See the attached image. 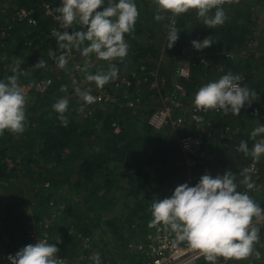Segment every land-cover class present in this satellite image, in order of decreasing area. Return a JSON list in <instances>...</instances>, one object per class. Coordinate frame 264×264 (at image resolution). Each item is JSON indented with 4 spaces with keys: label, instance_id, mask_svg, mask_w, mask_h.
<instances>
[{
    "label": "trees",
    "instance_id": "obj_1",
    "mask_svg": "<svg viewBox=\"0 0 264 264\" xmlns=\"http://www.w3.org/2000/svg\"><path fill=\"white\" fill-rule=\"evenodd\" d=\"M9 1L11 6L0 8V80L17 74L22 86H31L38 80L52 77L47 91L30 92L33 101L27 106L26 131L15 135L5 130L0 135V183L7 182V187L14 190L12 185L19 174L29 183L26 194L31 202L29 219H23L26 209L17 211L14 224L10 223L8 213L1 214L0 252L14 256L31 242L24 223L34 219L38 234H48L47 241L59 248L58 258L76 260L84 257L87 261V257L98 252L101 264H116L118 258L112 248L128 249L131 243L138 241L137 237L143 241L145 235L159 229V226L148 227L151 220L149 205L153 200L170 197L178 180L184 179L187 183L189 178L197 184L204 172L211 169L217 170L213 177L223 175L226 171L223 158L231 157L230 172L237 176L238 191L247 192V187L239 183L243 178L240 172L251 164L258 169L257 182H264V155L256 162L251 156L237 151L241 141H247L249 149L255 143L250 138L251 133L245 131L244 118L251 111L250 104L243 107L239 115L223 111L208 115L201 130L193 132V135L202 134L201 148L196 155H183L178 140L168 130L157 131L148 125L155 107L148 104L151 97H169L183 103L181 93L175 91L172 83H167L168 90L150 89L151 74L157 70L156 61L163 55L162 51L168 58L178 56L195 36L198 41L211 36L213 44L193 53L196 55L189 61V78L179 79L187 97L185 100L210 82V77L213 78L221 68L218 75L239 72L241 86H247L264 97V51L256 54L258 50L253 48L254 43L264 44V37L261 38L259 32L256 34L260 19L256 10L261 8L259 11H264V0H224L222 7L227 20L211 29L203 24V18L196 16L195 10L181 14L176 24L180 30L179 39L170 49L166 47L167 42L162 46V40L167 37L168 21L154 20V0H134L139 17L134 33L125 35L128 55L123 62H108L117 67L126 65L127 79L132 84L127 89H114L112 83L99 88L112 95L114 101L87 105L85 111L88 110L89 115L82 120L77 119L82 114L77 111L80 107L78 97L69 98L74 92L72 80L81 84L86 74L103 70L102 61L92 56L88 73L76 70L75 66H82L83 61L79 52L73 49L74 57L69 56L67 67L59 69L48 52L52 49L59 54L60 51L51 30L59 29L54 9L61 0ZM22 10L29 14L17 21ZM79 29V25H73L68 31ZM232 51L240 55L237 61L228 59L227 54ZM199 54L207 55L211 61L207 69L199 66ZM40 59L46 62V67L33 69ZM168 65L169 82L175 78L178 66L175 59ZM37 70H40L39 75ZM24 72L27 75L21 74ZM62 85L67 86L66 93L60 92ZM65 96L69 99L65 113L69 121L67 127L61 125L52 108L57 99ZM131 103L132 107L129 106ZM184 129L180 134L190 136ZM261 138L264 134L256 139ZM202 152L207 156L203 162L198 160ZM189 157L197 159L192 167L187 168ZM7 161L13 163L12 168L8 167ZM206 164L210 165L209 168ZM252 178L250 176V181ZM187 184L190 186L191 183ZM192 186L195 185L192 183ZM23 190L22 183L15 187L9 212L21 203ZM247 193L264 208V190ZM119 207L123 212L116 214ZM52 212L53 221L42 222ZM46 223L44 229L42 226ZM122 258L117 264H146L142 263L138 251L125 252ZM203 261L205 258L196 263Z\"/></svg>",
    "mask_w": 264,
    "mask_h": 264
},
{
    "label": "clouds",
    "instance_id": "obj_2",
    "mask_svg": "<svg viewBox=\"0 0 264 264\" xmlns=\"http://www.w3.org/2000/svg\"><path fill=\"white\" fill-rule=\"evenodd\" d=\"M223 2L224 0H154V20L168 21L166 47L172 48L179 39L177 19L190 10H195L196 16L203 18V24L209 29L223 25L227 20ZM54 12L59 29L53 28L51 34L60 51L57 54V51L50 49L48 55L59 69L67 67L69 53L73 49L82 58V66L77 67L84 73H88L91 67L92 56L107 62H123L127 57L129 45L125 35L134 33L139 17L134 0H107V3L105 0H61ZM73 25H79L80 29L67 31ZM212 44L211 36L191 42L197 51ZM45 67L46 62L40 59L33 69ZM13 72H16L15 68ZM118 72L116 64L108 63L107 70L86 74L84 80L94 82L99 89L117 78ZM21 74L27 75V72ZM241 79L240 75L229 71L217 80L202 85L193 96L194 107L197 110H221L225 114L239 115L241 109L257 96L254 90L241 86ZM72 84L80 102L77 111L83 113L87 105L94 103L95 97L90 90L82 89L75 79ZM59 90L66 93L68 88L62 85ZM28 102L29 98L25 86L19 82V75L13 74L6 80H0V135L5 130L15 135L26 131ZM68 106L67 96L57 99L52 105L64 127L69 122L65 115ZM260 134H264V125L255 127L251 132L250 138L255 141L251 149L247 141H241L237 151L258 162L264 155V138L256 139ZM250 172L249 168L240 172L243 179L239 183L248 189L254 186L250 182ZM148 211L151 214L148 227L159 226V230L174 234L176 241L186 242L189 247L198 250L210 264H218L220 257L225 261L260 257V253L255 250V245L260 240V228L253 218L264 221V208L246 191H238L237 176L230 171L215 177L205 173L195 186L180 184L170 197L153 200ZM58 252L59 248L55 244L40 238L35 244L24 246L7 259L9 264H67L64 259L57 258ZM90 259L94 264H101L98 252L93 253Z\"/></svg>",
    "mask_w": 264,
    "mask_h": 264
},
{
    "label": "rangeland",
    "instance_id": "obj_3",
    "mask_svg": "<svg viewBox=\"0 0 264 264\" xmlns=\"http://www.w3.org/2000/svg\"><path fill=\"white\" fill-rule=\"evenodd\" d=\"M11 5L12 4H11V2L9 0H3L0 3V8L1 7L7 8V7L11 6ZM260 9L261 8H258V10H256V13L260 16L259 24H258L257 29H256V34L259 32V35L261 34L260 36L262 38V37H264V11H259ZM198 40H199L198 36L192 37L190 39V42H188L185 45V47L183 48V50L181 51V53L178 56H176V57H170V58H168L166 55H164V51H162L161 54L163 53V55L159 56L158 60L156 61L157 70L153 71L152 74H154V76L151 74V77L153 78V80L151 81L150 89L166 90L168 88L167 83H169V84L172 83L173 88H174V85H179L182 88V92H179V91H177V92L181 93L180 99L182 100V102L184 104L181 103V102H177L179 104L180 108L175 111V115H177V116L178 115H184L186 117V119H188L187 118V114H185L184 112L185 111H188V109H190L192 106H194L193 103H192L193 95L189 99L185 100L187 97L184 96V89H183V86L180 84L179 79L187 80L189 78V76H190L189 61H190V59L192 57H194L196 55V54H193V53L195 51H197V50H195L192 47L191 42L192 41H198ZM166 42H167V39L165 37L162 40V46H164V44ZM260 44H259V42L253 44V48H255V50H258V51H256V54H259V53H261V51H264V44L262 46H260ZM69 56L70 57H72V56L74 57V55L72 54V52L69 53ZM197 57H199V59H200L199 66L201 68L207 69L210 66V62L211 61L209 60V58H208L207 55L199 54ZM227 57L231 61H237V59L240 58V55H238V54H236V52H233L232 51V52H228ZM172 59H175V65H177V66L180 64V62L182 64V61H184V60L187 62V64H188V74H189V76L187 78H181L179 76V66H178V71H177V74H176L175 78H173L172 80H169V82H168V79L170 78V73H169V69H168L169 68L168 62L169 61H172ZM102 63H103V70H107L108 62L107 61H102ZM76 64H79V63L76 62ZM117 68L119 69L118 77L115 78V79H113V80H111L109 83L114 84L116 81H120V80H123V79H127V75L129 73L128 67L126 65H120V67H117ZM75 69L76 70L79 69L77 67V65L75 66ZM221 69H218L217 73L219 71L221 72ZM161 72H163V73H161ZM36 73H37V75H39L40 70H37ZM217 73H214V76H212L213 78L210 77V79H209L210 82L211 81H214V80H217L219 77H221L223 75L222 73L219 74V75ZM233 74L234 75H240L241 76V74H239V72L238 73L237 72H233ZM251 74L254 75V73H251ZM51 77H52V75L50 77L46 78V79H50L51 80ZM37 79H39L38 76H37ZM79 85L81 86L82 89H88V90H90L91 95L96 94V93H98L100 91H102V93H105L106 95H109L108 92H106L105 90L97 89V87L95 86L94 83H90V82L86 83V81L83 80V82L81 84H79ZM28 87H29V89H31L32 88V85L31 86H28ZM73 87H74V85H73ZM73 87L71 89L74 90ZM25 89H26V87H25ZM31 91L32 90H26V94H27V96L29 98V102H28V105L27 106H29L31 104V102L33 101V98H32L31 93H30ZM73 97H76L75 92H73V94L69 98H73ZM170 100L171 99L169 97L167 99L166 98H158L157 99L155 97H151L150 98V101H148V104L155 106V107L152 108L154 110V112H155V111H158V110L167 108L168 105H169V103H170ZM92 105H101V104H92ZM250 105H251V107L258 106L260 108V110H261V113H262V117H260V118H254L250 114H247L246 117L244 118V120L246 122L245 131L251 133L254 130L255 127H257V126L260 125V123H264V97L262 98V95H260V94L257 95L250 102ZM86 115H89L88 110L84 111L80 115V117H78L77 119L78 120H82L83 117L86 116ZM202 124L203 123H201V124L190 123L188 120H186V125L184 127H181V128H172L170 125H166V126L164 125L163 128H161L159 131H162L164 129L165 130H168L169 133H171L174 137H176L177 140H179V138L182 136L180 134V131L185 128L186 130H188V133H189L190 136L198 137V138L200 137V139L202 140V138H201L202 137L201 132L200 133H197V134L194 133V135H193V132L194 131H197L198 132L199 130H201ZM192 126L196 127V129L194 130L193 129L194 127H192ZM185 136H188V135H185ZM178 148H179V145H178ZM227 153H229V152H227ZM206 157L207 156H206L205 152H202V154H200V159H198V160L201 161V162L206 161ZM195 159H197V158L196 157H189V158H187V160H186L187 168L188 167H192L194 165ZM223 159L226 162V171H230L231 168H232L231 167V163L233 162L231 160V157L229 159H227V160H225L226 158H223ZM7 162H8V167L12 168L13 167V163L10 162V161H7ZM209 166H210L209 164H206V167L209 168ZM249 169H251V172L249 173V175L254 177V178H252V181H250V182L254 186H253L252 189H248L247 188L246 189L247 192L255 193V192H260V191L264 190V182H262V183H258L257 182V179H258V169H257V167L254 164H251L249 166ZM19 172H22V170H20ZM204 173H208L211 176H213V175L217 174V170L211 169L208 172H204ZM17 175H18L17 176L18 178H17V180H15L13 182L14 184L12 185V188L14 190L9 189V186L7 187V182H1L0 183V184H2L1 187H0V220H1V214H3L5 216L8 213L9 216H10L9 217V221H10L11 224H14L15 223L16 213L20 209H24V210L26 209V211L24 212L23 219H29L28 216L29 215L31 216V212H30V204H31V202L28 201L29 200V196L26 194V191H28V188H30L28 186L29 183L27 181H23L22 178H21V176L19 174H17ZM187 181L189 183H191L190 186H192V183L195 185V183L192 182V180H189V178H187ZM21 183H22V187L24 189L23 190V193H22V196H20L21 203L18 204V205H16L15 208L11 212H9L8 209H9V207L12 204V200H11L12 198L11 197H13V193L15 191V187L17 185L21 184ZM184 183H186L185 180L184 179H180V180L177 181L176 185L178 186V185L184 184ZM121 212H123V209L121 207H119L117 210H115V213L116 214H120ZM53 218H54V213L52 212L50 214V216L47 217V219H45L42 222H46V220L47 221L51 220V222H52L53 221ZM253 219H254V222L256 223V225L260 228V240H259L258 243L264 242V221H262V220H256V218H253ZM34 221L35 220L32 219V220H30L29 223H27V222L24 223V229L27 230L28 235H29V232L30 233H33L34 235H37V233H39L38 232V229L39 228L37 227V224ZM44 225H47V223L44 224ZM42 227L44 229L46 228L44 226H42ZM151 233L152 232L148 233L149 235L148 234L145 235V239L143 241L142 240L140 241V237H137L136 240H138V241L137 242H133V245L131 243L130 246H128V249H122V248H119L117 246H115L114 248H112V251H115V255L118 258L116 264L123 259L122 258L123 253H125V252L127 253L129 251H132V252L138 251V255L142 256V263L148 264L152 260V256L149 258L147 255L144 254V251L148 247L149 244H151V245L153 244L154 238L151 237L149 239L150 235H152ZM162 233H163V236H165L166 238L172 240L178 248H182V249L188 248V249H191V251H193V254H195L196 252L199 253L198 250H195V249H192L191 247H189L186 242L176 241L174 234H170L169 232L164 231V230H162ZM40 235H42V234H40ZM46 235H47V237H49L48 234H46ZM258 243L255 245V250L256 251H258ZM28 244H30V242H27L24 246H26ZM23 247H21V249ZM139 247H142V249L140 251L138 250ZM14 252H16V251H14ZM167 254H168V252L165 251L164 252V256L167 255ZM7 257H8V253H4L3 251L0 252V260H2V264L3 263L6 264L8 262L7 261L8 260ZM155 257L156 256L154 255V258ZM201 258H204V256L202 254H198V256H196L194 258V260H192L188 264H195L196 262H199V260ZM77 260H79V259H76V260L66 259V262H67V264H76L77 263ZM125 262L126 261H124V263ZM86 263L87 264H91V261L87 260ZM107 264H109V263H107ZM200 264H210V263L205 260L203 262H200ZM218 264H258V263L255 261L254 256H250L247 260H244V261H234V260L225 261L222 257H220V258H218Z\"/></svg>",
    "mask_w": 264,
    "mask_h": 264
},
{
    "label": "built area",
    "instance_id": "obj_4",
    "mask_svg": "<svg viewBox=\"0 0 264 264\" xmlns=\"http://www.w3.org/2000/svg\"><path fill=\"white\" fill-rule=\"evenodd\" d=\"M28 12L25 10H22L18 15L16 20L21 21L25 19L28 16ZM68 31V30H67ZM179 66V76L181 78H187L189 76L188 74V64L184 60L182 61V64L180 62ZM154 76V74H152ZM50 81V83H49ZM140 80H137L139 83ZM132 82L128 79H123L120 81H116L114 83V89L122 88L127 89L131 86ZM51 85L50 79H42L36 81L32 88L29 89L28 86L26 87V90H32L38 93H43L47 91L49 86ZM174 88L176 91L182 92V88L179 85H174ZM95 97V101L92 104H107L109 102L114 101V98L112 95H106L105 93H102V91L93 94ZM129 106H132V103L129 104ZM180 108L179 104L171 99L170 103L167 108L158 110L153 112L149 118H148V125L151 126L153 129L159 131L163 126L170 125L172 128H181L186 125V120H188L190 123L195 124H201L205 122V118L210 114H217L220 113V110H197L194 106H192L188 111H185L184 113L187 114V118L184 115H175V111ZM254 118H260L262 117L261 110L258 106H253L251 108V111L249 113ZM194 117H199V119H196ZM227 130V129H226ZM222 136V132L220 134ZM201 139L200 137H193V136H182L178 140L179 149L183 153V155H196L201 148ZM46 227V225H44ZM149 239L151 237L154 238L153 244H149L148 247L145 249L144 254L147 255L149 258L152 256V260L148 264H188L196 256H198L199 253L193 254V251L191 249H182L178 248L175 243L163 236L162 230L156 229L155 231H152ZM149 235V234H148ZM29 239L31 240L30 244H35L40 238L42 239H48L46 234L34 235L33 233L29 232ZM152 238V239H153ZM151 239V240H152ZM142 249V247H139V251ZM167 251L168 254L164 256V252ZM258 252L260 253V257L256 258L254 256L255 261L258 264H264V242L258 243ZM154 255L156 256L154 258ZM91 256L87 257L89 261H91V264H94V262L90 259ZM58 258V257H57ZM84 257L78 258L76 264H87L86 259ZM61 259V258H58ZM66 261V260H65Z\"/></svg>",
    "mask_w": 264,
    "mask_h": 264
}]
</instances>
